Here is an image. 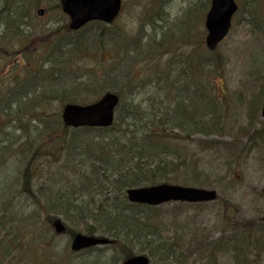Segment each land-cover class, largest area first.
<instances>
[{
  "label": "rangeland",
  "instance_id": "obj_1",
  "mask_svg": "<svg viewBox=\"0 0 264 264\" xmlns=\"http://www.w3.org/2000/svg\"><path fill=\"white\" fill-rule=\"evenodd\" d=\"M234 1L237 10L229 31L209 51L204 45V19L210 0H123L117 19L94 30L97 38L75 36L77 32L68 29L69 19L58 0H0V104L6 99L1 107L9 106L0 119V149L6 151L0 156L4 161L0 165V264H122V254L111 243L72 252L70 234H56L50 214L44 211L61 190L68 196L89 173L88 168H79L85 164L81 150L68 154L63 148L71 129L65 140L55 138L57 134L52 132L61 124L65 103L54 96L99 79L107 87L101 95L136 85L141 90L137 100L143 106L152 102L155 107V97L163 92L155 88L153 71H163L160 86L167 84L168 89L179 81L176 75L187 54L199 61L196 88L207 86L206 98L216 102L219 121L213 131H206L208 135L188 136L186 132L187 138L173 129L169 142L178 144L185 165L177 168L169 183L214 189L226 203L216 199L199 204L170 202L138 213L140 207L119 201L108 209L113 214L122 208L129 215L138 213V222L132 216L117 217L116 225L126 235V244L135 254L148 256L150 264H211L212 246L216 247L214 264H233V244L246 253V264H264V224L257 222L264 214V124L260 115L264 0ZM38 8H43L42 15H37ZM53 46L58 52H52ZM134 55L144 59L132 65L131 83L109 84L106 78L122 75ZM27 81L32 84V96L39 98L23 108L20 93ZM11 92L16 95L12 99ZM77 93L72 100L81 104L101 96L81 92L79 99ZM85 97L86 101L78 102ZM193 101L199 108L212 104L200 94ZM40 110L45 111L41 114ZM27 164L33 195L21 185ZM101 185L94 183L89 191L97 192ZM79 197L91 202L88 195ZM101 215L96 218L98 224L59 218L73 231L86 234L91 222L101 229ZM145 216L149 217L145 229L152 235L130 234L139 232V222ZM102 236L109 239V235Z\"/></svg>",
  "mask_w": 264,
  "mask_h": 264
},
{
  "label": "trees",
  "instance_id": "obj_2",
  "mask_svg": "<svg viewBox=\"0 0 264 264\" xmlns=\"http://www.w3.org/2000/svg\"><path fill=\"white\" fill-rule=\"evenodd\" d=\"M100 24L99 22H91L84 26L81 32H77L75 36L81 34L95 36L94 30L99 27ZM66 44L69 46V42ZM55 51L58 52L57 46H53L52 48V52ZM147 57H151V52H147ZM142 59H144V57L134 55L131 66L129 65L127 67L128 70L125 69L122 75L114 74L106 78V81L112 85H117L120 82L126 84L131 83L132 65L137 64L139 60ZM153 68H156V64ZM197 69L199 70V61L191 54H187L183 62H181L180 72L176 75L179 81L182 80L180 82H172L171 86L169 85L168 88L170 92L166 88L168 86L167 84L166 87L164 85L160 86V83H163L160 77L163 71L160 69L154 70L153 73L156 75L155 88L163 92L161 96L155 97L157 99L154 101L155 107L152 106V102L150 106H148V104L143 106L142 103L137 100L138 94L141 93V90L138 88L140 86L136 87L135 85L133 88L129 87L128 89L119 87L116 93L120 101L116 108L114 122L109 127H83L71 129L70 136L67 140H65V137L66 131L69 128L62 123L59 128L52 131L57 134L55 138H62L65 140L66 145L63 148H66L68 154H70L72 150H81L82 156L85 158V164L81 163L79 168L81 170L88 168L89 173L84 176V182L76 189L73 188L68 196L64 195L66 191L61 190L58 195L52 199L48 206V211L44 210L46 213L50 214V222L58 216L66 222H74L77 220V222L86 224L91 220L98 224L96 218L102 214L101 217H103L104 221L99 224L102 232L91 222L90 226L86 228V233L89 235L94 233L109 235L112 247L119 249L123 258L135 254L131 246L127 245L124 241L126 235L121 234L120 228L116 225L117 220H115V218H128L132 216L134 222H138V219L135 217L137 212H132L131 215H129L130 213H125V209L122 208L115 211L113 214L108 207L115 205V203L119 201L126 206H131L127 203L125 197V190L127 188L173 181L172 177L178 173L177 168H181L185 165V159H181L178 152V147L176 146L178 144L169 142V134L173 132V129H177L187 137L186 132L188 136L189 134L195 133L208 135L209 132L206 131H213V129L217 127V122L219 121L218 114L216 113L217 104L214 100L208 99V97L206 98L205 94L208 92L206 85H202L200 90L196 88L195 72ZM205 69L206 66L204 67V70ZM87 81H89V79ZM104 83L106 84L105 81ZM173 83H176L175 86H173ZM24 86L25 88L21 91L20 98L23 108H26L29 102L39 98V96L36 94L32 96V84L30 81L25 82ZM105 89H107V87H103L98 79L96 81H89V84L84 88L81 86H74L66 90L64 94L62 93L60 96H54V99L58 97V99L63 98L65 100L64 102H73L72 96L75 95L76 92H78L76 97L79 98V93L81 92L84 93L85 96L87 94L97 96ZM144 90L146 91V89ZM171 92L173 94H171ZM11 93L10 99L16 96L13 92ZM197 94H200L202 98L207 99L208 102L212 104L204 108H199L193 101L194 96ZM127 95L129 97L124 99ZM86 99L88 98L85 97L84 100L81 99L78 100V102H84ZM46 100L47 97L45 101ZM2 103H6V99L2 100ZM2 103L0 107L4 106ZM8 108L9 106L0 108V119H2V113ZM44 111L45 110H40L39 112L42 114ZM200 120H202V123ZM91 135H94L95 138H90ZM40 148L41 146L36 147L30 156L33 157ZM5 152L0 149V156L2 154L5 155ZM3 164L4 161H0V165ZM29 167V164H27V166L23 168L21 185L22 189L24 187L29 195H33L31 185L29 184V180H27L30 171ZM98 182H100V184L102 183V187L99 189L100 191L98 190L99 192H95L90 188L92 192H94L91 193L89 187ZM85 195L90 197V203L80 199L79 196ZM96 195H98L97 198ZM216 200L226 203V201L222 200L219 196H217ZM134 206L140 207L138 213H143L146 208L149 210L152 208L146 205ZM148 219L149 217L145 216L143 221L139 222L140 226L137 223L139 228L138 233L127 232L135 237L151 236L152 233L145 229V226L148 225L145 221ZM257 222L264 224L262 217L258 218ZM74 232L75 231L65 224V233H69L70 236H72ZM215 248V246H212L213 260L209 261L211 264L215 263ZM232 248L234 257L233 264H246L247 256H245L246 253L244 250H240V248L234 244ZM0 249H2V246H0ZM159 249L164 250L163 247Z\"/></svg>",
  "mask_w": 264,
  "mask_h": 264
},
{
  "label": "water",
  "instance_id": "obj_3",
  "mask_svg": "<svg viewBox=\"0 0 264 264\" xmlns=\"http://www.w3.org/2000/svg\"><path fill=\"white\" fill-rule=\"evenodd\" d=\"M62 11L69 16V28L78 30L89 21L98 20L111 23L119 14L121 0H59ZM237 9L234 0H211L210 7L205 15V45L213 50L226 36L231 17ZM43 10H38L42 14ZM118 96L106 92L96 102L87 105L65 104L62 108L61 119L67 126H100L111 125L114 117V108L117 105ZM264 119V102L261 110ZM127 200L131 203L157 206L164 202H208L216 198L215 190L195 187H184L161 183L153 186L129 188L126 190ZM56 233L64 231V225L59 219L53 222ZM106 239H99L77 233L70 244L72 251H80L100 243H106ZM123 264H149L145 255L137 254L123 261Z\"/></svg>",
  "mask_w": 264,
  "mask_h": 264
}]
</instances>
